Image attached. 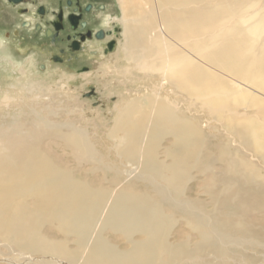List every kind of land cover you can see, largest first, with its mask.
Segmentation results:
<instances>
[{"label":"bare ground","instance_id":"bare-ground-1","mask_svg":"<svg viewBox=\"0 0 264 264\" xmlns=\"http://www.w3.org/2000/svg\"><path fill=\"white\" fill-rule=\"evenodd\" d=\"M206 1L149 0L146 8L143 0H116L123 29L108 33L117 40L98 64L108 68L104 73L112 72L109 65L121 36L124 59L145 77L159 75L161 82L153 92L128 101L117 94L106 135L116 143L118 158L131 165L127 182L116 180L121 186L113 194L80 180L43 148H49L45 138L51 137L76 162H97L82 131L36 121L23 128L14 119L0 128V231L11 245L67 264H206L208 256V264H238L244 246L264 245V8L252 12L257 0H239L245 35L241 28L232 30L230 12L235 10L210 7ZM225 22L231 24L228 30L212 31ZM95 43L96 55L85 61L88 67L102 52ZM0 49L12 52L1 43ZM42 56L39 61L50 62ZM35 58L34 53L28 56L29 61ZM233 79L242 85L236 82L232 88ZM30 85L33 91L43 88L38 82ZM166 86L172 98L161 95ZM190 110H208L217 117L219 112L237 146L226 144L215 156L208 152L196 121L200 116L188 118ZM165 138L171 141L162 148ZM201 177L198 194L208 202L187 200L188 183ZM180 222L187 231L184 240L176 241ZM43 226L61 240L40 236ZM109 234L121 237L125 249L111 245Z\"/></svg>","mask_w":264,"mask_h":264},{"label":"rangeland","instance_id":"rangeland-1","mask_svg":"<svg viewBox=\"0 0 264 264\" xmlns=\"http://www.w3.org/2000/svg\"><path fill=\"white\" fill-rule=\"evenodd\" d=\"M58 1L60 0H27L25 5L19 6V8L26 7V13L17 14L16 9L7 7V5L9 7L13 5H9L6 0H0V43L2 46L11 47L12 51L11 53H7L6 50L0 49V128L6 126L14 119L16 121L12 122L20 126L23 125V128L35 124L36 121L39 124L58 123L62 131H82L84 139L92 145L96 153L95 160L97 162H76L71 151L61 145L58 142L60 140L55 141L51 137L45 138L47 140L45 144H48L49 148L45 146L43 148L46 149L48 156L52 160L53 158L55 160H62L60 163L68 166L72 173L80 180L93 182L99 188L113 194L122 184L127 182L124 179L130 177L126 171L130 169L128 166L131 165L127 161L118 158L113 148L116 143L106 135V131L111 127V122L114 118V105L117 100V94L126 97L125 101L133 97L138 98L141 94L151 93L153 90L158 89V86H155L159 85L158 83L161 82V79L159 75L145 77L144 73L134 70L133 65L124 59V53L121 49V43L123 44L124 40L121 36L118 37V39L120 38L118 54L116 53V56L112 57L114 64L111 63L109 65L111 73H104L108 68L101 67L98 64V62H104L108 55V53H104L105 49L103 50V46L102 50H100L102 51L100 52V56L97 55L93 58L96 64L92 62L93 64L91 63V66L88 67L85 61H87V56L90 55L83 54L87 51H93L94 47L92 48V45L94 44L93 46H95V42H87L86 47L83 45L85 51L78 53L68 48L69 40L67 38L70 35L68 27L57 34H47L50 30V21L54 19ZM79 1L82 4L87 3L86 0ZM257 1V6L251 7L252 12L263 10L264 8V0ZM143 3L147 4L146 8L150 6L149 0H143ZM207 4L210 7L218 6L223 9L235 10L230 12V14H233L231 22H234L231 24L235 25L231 29L239 30L241 28L243 29L241 32L247 35L246 29L243 28L244 26L239 24L241 16L238 10L240 5L239 0H207ZM38 5L44 7V14L35 15L37 16L36 21L32 22L29 18H33L34 15H31L34 10L33 8ZM251 10L249 9L247 12ZM29 11L31 17H26ZM64 11L66 13L69 10L64 9ZM120 14L121 11L116 0H97L92 10L83 15L82 21L86 23V29L90 30L91 33L103 32L106 36L107 31L111 28L123 29V25L119 21V18H121ZM234 14L236 15L234 16ZM16 15L19 17H16ZM148 18L153 21L151 17ZM114 19L116 20L114 21ZM231 24L230 22H225L220 28H212V31H226ZM213 33H208L209 36L205 34L204 38L210 37ZM263 37L264 35L261 38ZM32 52L36 60L29 61L28 56L30 53L33 54ZM41 52H43L45 57L41 55ZM40 55L44 57V60L49 59L51 63L53 61L60 63L63 65V68H55L53 64H49L50 62L45 64V61H39ZM56 57H59L62 62L55 59ZM129 66L132 69L129 68L130 73L127 76L125 68ZM115 68L124 70H122L123 72L114 73ZM233 80L232 88L236 89V82L242 85L239 80ZM31 81L38 82L40 87H43L42 90L33 91V87L30 85ZM24 86L28 87L27 90ZM167 89V86L163 87L161 95L172 98L168 95ZM41 95L42 97L38 100L35 99ZM218 108H220V105ZM244 111L248 112L249 110L244 109ZM186 115L190 119L196 115L200 116V118L196 117V121H199V125H202L201 137L206 140L207 151L211 152L214 156L217 155V151L223 150L226 144H230L231 148L237 146L235 139L223 128L222 123L224 119L223 117L221 119L219 112L217 113L218 117L216 114H211L208 110H205L203 113L190 110L186 111ZM69 121L73 123L72 126H69ZM169 141L168 138L163 139L161 147L168 146ZM240 156L248 160L252 159L251 156L244 153H241ZM216 166H221V164H217ZM194 175V173H191V177ZM120 178L124 181L118 186L116 185V180ZM202 180L203 178L201 177L188 183L185 195L187 200L188 198H199L202 201L208 202L206 196L198 194L199 183ZM140 186L142 187L144 184ZM2 210L4 209L2 208ZM184 231L186 232L187 229L180 222L174 230V233L179 236L176 241L185 239ZM38 233L45 238L61 240L57 238L58 234L49 232L47 226L41 227ZM174 236L176 235L174 234ZM107 237L111 245L120 250L125 249L123 246L124 241L121 240V237L113 234H109ZM175 238L173 237L172 239L174 240ZM170 241L172 242L171 239ZM196 241V238L191 239L192 243ZM69 246L70 248L75 247L72 242ZM260 246H244L242 250H245V253H240L238 264H264V245ZM37 255L36 253L29 254L26 249H18L11 245L8 242L7 235H3L0 231V264H37L40 260L48 261L44 264H67L63 259ZM204 259L206 264L211 263V256L204 257ZM230 262L231 260L228 261V264Z\"/></svg>","mask_w":264,"mask_h":264},{"label":"flooded vegetation","instance_id":"flooded-vegetation-1","mask_svg":"<svg viewBox=\"0 0 264 264\" xmlns=\"http://www.w3.org/2000/svg\"><path fill=\"white\" fill-rule=\"evenodd\" d=\"M6 1L9 5H13L12 7H9L7 5V7L10 9H16L17 14L26 13V11H27L26 7L19 8V6H21L22 4L25 5L27 0H6ZM86 1H87L86 4H82V2H80L79 0H64V1L60 0V1H58L57 5H56V11H55L54 19L52 21H50V25H49L50 30L47 32V34H53L54 35V34H57L58 32H62L65 28L68 27L70 35L68 36L67 40H69L68 48L71 51L78 52V53L84 52L85 51L84 46L86 47L87 42L91 43V42H96V41H98V47L100 48V50H102V46H103V50L104 49L106 50L107 44H110V42L112 40H114V41L117 40L113 34H111V35L108 34L109 32H112L114 30V28H111L110 30H108L106 36L103 32H101L100 37L103 36L101 39H97L95 37V35L97 34L96 32L91 33L90 30L86 29L87 25L85 22L82 21L83 15L87 14L88 12H90L92 10V8H93V6L97 0H86ZM33 9L34 10H33V13L31 15H34V16H33V18H29V19H32L35 22L36 17H37L35 15L44 14L45 10H44V7L42 5H38L37 7H34ZM64 9L69 10V11H66V13H65ZM59 13H60L59 30H55L53 23L56 21V18H57ZM31 15H30V11H29L27 13L26 17H31ZM16 17H19V16L16 15ZM19 27H20V25H19ZM71 34H75L76 36L71 35ZM73 43H76V44H73ZM71 46H75L76 50H72ZM83 55H90L93 57V55H96V52H95V50L87 51ZM55 59H57L59 62H62L59 57H56ZM54 63H56V62H54ZM56 64H60V63H56ZM61 66H63V65H61Z\"/></svg>","mask_w":264,"mask_h":264},{"label":"water","instance_id":"water-1","mask_svg":"<svg viewBox=\"0 0 264 264\" xmlns=\"http://www.w3.org/2000/svg\"><path fill=\"white\" fill-rule=\"evenodd\" d=\"M70 21H71V20H70ZM71 22H72V21H71ZM59 23H60V13H59L58 16H57L56 21L53 23V26H54V29H55V30H59ZM100 34H101V32H98V33L95 35V37H96L97 39L101 38V37H100ZM48 35H49V34H48ZM73 44H76V43H73ZM73 44H72V45H73ZM71 47H72V50H76V47H75V46H71ZM113 47H114V42H110V44L107 45V48H106V50H105V53L111 51V50L113 49Z\"/></svg>","mask_w":264,"mask_h":264}]
</instances>
